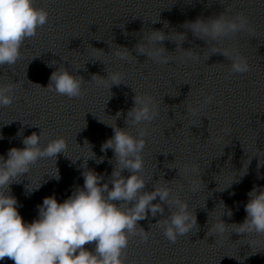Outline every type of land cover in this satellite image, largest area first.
Returning a JSON list of instances; mask_svg holds the SVG:
<instances>
[{
    "label": "clouds",
    "instance_id": "1",
    "mask_svg": "<svg viewBox=\"0 0 264 264\" xmlns=\"http://www.w3.org/2000/svg\"><path fill=\"white\" fill-rule=\"evenodd\" d=\"M48 15L46 9L35 6V0H0V66L12 65L20 58L22 43L36 35L37 29L47 23ZM185 25L194 36L207 43L209 40L231 37L241 31H251L248 19L242 13L231 18L224 13L208 19L197 17ZM178 35L179 43L183 42L186 38L184 33ZM166 39L168 37L163 31H153L148 43L156 45ZM164 51L162 47L146 49L143 45H137L139 54L158 63H168V59L163 56ZM187 53L190 58H198L193 56L192 50ZM214 53H220L231 61L233 73L250 71L246 58L238 53L234 54L227 48L214 50ZM117 54L121 59H127L126 54ZM55 63L52 61L48 66L52 67ZM91 79L109 89L122 83L118 72L108 74L107 78L93 75ZM106 79L111 81L110 85L106 84ZM81 85L80 77L59 67L51 73L47 88L68 98H78L82 95ZM13 89L12 84L0 86V107L12 104ZM133 99L134 105L128 110L125 121L128 127L150 123L157 117L158 111L150 96L135 95ZM212 100L213 97L206 96L203 105L210 104ZM187 110L195 115L199 109L189 107ZM121 114L117 112L115 117ZM108 126L112 127L114 135L101 145V152L112 149L114 153L115 165L109 181L102 184L104 177L87 169L82 173V188L76 187L73 194L62 203L54 195L45 197L43 203L37 206L38 218L31 223L25 222L19 213L18 201L10 194V185L19 182L16 177L27 173L37 160L64 154L67 150L66 141L57 138L41 148V132L39 135L33 132L23 139V148L12 147L7 152V158L0 156V261L7 258L14 264H124L129 236L139 235L144 241L148 239L146 231L141 228L137 231L138 221L146 219L149 212L152 217L163 215L162 204L176 209L168 219L162 223L159 221L164 236L170 242L175 243L178 236L187 235L196 227V216L188 211L187 203L178 197L170 199L168 187L154 186L153 191H145L146 183L141 175L144 168L141 153L146 143L145 130L141 129L137 135H133L128 127ZM85 143L89 145L87 140ZM91 158L96 159L94 153ZM103 160L101 156L96 159V163H102ZM83 167L87 168V164ZM125 170L131 173L127 177L122 175ZM54 178L60 179L58 169ZM247 195V215L243 223L235 224L239 228L236 233L264 234V188L254 186ZM157 197L160 203H152ZM227 215L231 217L232 211L228 210ZM213 227L216 234L226 230L223 221ZM89 244H94V250L86 248Z\"/></svg>",
    "mask_w": 264,
    "mask_h": 264
}]
</instances>
